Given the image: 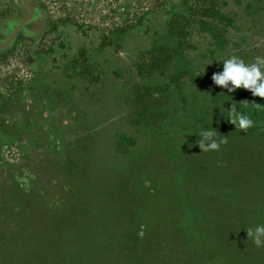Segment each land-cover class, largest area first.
I'll use <instances>...</instances> for the list:
<instances>
[{
  "label": "rangeland",
  "instance_id": "rangeland-1",
  "mask_svg": "<svg viewBox=\"0 0 264 264\" xmlns=\"http://www.w3.org/2000/svg\"><path fill=\"white\" fill-rule=\"evenodd\" d=\"M246 5L0 0V264H264V100L211 79L264 56Z\"/></svg>",
  "mask_w": 264,
  "mask_h": 264
},
{
  "label": "clouds",
  "instance_id": "clouds-1",
  "mask_svg": "<svg viewBox=\"0 0 264 264\" xmlns=\"http://www.w3.org/2000/svg\"><path fill=\"white\" fill-rule=\"evenodd\" d=\"M220 63L223 65V70L214 73L211 77L215 86L226 89L228 93L243 89L251 92L254 97L264 100V56H255L251 62H246L236 55H231L223 58ZM252 105L256 109L264 110V106ZM228 112L229 122L235 128L247 131L254 126V121L246 113L237 111L235 103L231 105ZM199 136L198 147L204 151H218L221 143H227L226 138L223 141L216 139L217 131L203 130ZM246 233L247 238L252 239L256 247H264V224L257 225L254 229L249 228Z\"/></svg>",
  "mask_w": 264,
  "mask_h": 264
},
{
  "label": "trees",
  "instance_id": "trees-1",
  "mask_svg": "<svg viewBox=\"0 0 264 264\" xmlns=\"http://www.w3.org/2000/svg\"><path fill=\"white\" fill-rule=\"evenodd\" d=\"M246 2H247V5L246 6L248 7V9H254L255 11L261 10L264 7V0H246ZM248 15L250 16V18H251V20L253 22V23H251L252 26L255 25L256 21L259 22L260 19H261V16H260L261 14H259V13L258 14H256V13H254V14H248ZM263 20H264V17H263ZM229 21L231 22V24H233V21L231 19ZM199 23L202 25V22H199ZM263 23H264V21H263ZM209 29H211V28H209ZM256 30H257V28H256ZM211 36H212L213 40L218 39V37H216L215 33H211ZM181 38H183V35H181ZM218 42H219V44L221 46H223V44L221 43V41H218Z\"/></svg>",
  "mask_w": 264,
  "mask_h": 264
}]
</instances>
